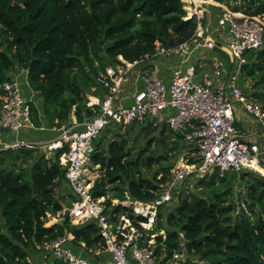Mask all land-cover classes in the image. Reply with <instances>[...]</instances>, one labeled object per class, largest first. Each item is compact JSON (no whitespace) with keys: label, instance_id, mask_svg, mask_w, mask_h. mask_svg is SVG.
<instances>
[{"label":"trees","instance_id":"16d2710c","mask_svg":"<svg viewBox=\"0 0 264 264\" xmlns=\"http://www.w3.org/2000/svg\"><path fill=\"white\" fill-rule=\"evenodd\" d=\"M216 1L248 14L264 11V0H243L245 9L237 0ZM181 6V0H0V107L1 84L19 68L26 70L50 127L70 122L71 114L77 122L93 116L98 107L87 104L88 95L98 96L102 87L96 77L107 65L118 64V56L133 61L152 52L155 41L173 46L191 38L196 20L184 19ZM241 59L243 78L254 81L246 94L264 105V46L245 51ZM29 106L31 123L41 126L36 106ZM136 125L145 135L159 129L166 142L151 135L146 147L132 152L129 134ZM125 127L102 131L91 156L92 163L99 164L92 194L105 196L108 206L124 192L151 200L170 176L174 157L195 151L185 140L189 128L173 132L151 123ZM154 140L162 153L145 154ZM65 149L0 151V264L22 260L39 251L43 242L66 233L73 235L74 245L101 244L93 222L74 225L63 216L56 223L46 219L47 212L55 215L74 200L67 203L60 191L66 180L59 156ZM154 163L158 168L152 170ZM153 230L159 233L155 251L164 255L162 264L182 251L187 256L177 264H264V176L216 168L196 179L191 189L180 191L168 212L159 211Z\"/></svg>","mask_w":264,"mask_h":264},{"label":"built area","instance_id":"2783aa9c","mask_svg":"<svg viewBox=\"0 0 264 264\" xmlns=\"http://www.w3.org/2000/svg\"><path fill=\"white\" fill-rule=\"evenodd\" d=\"M181 2L184 19L196 20L191 38L173 46L155 41L152 52L133 61L118 56V64L107 65L96 77L105 95L102 98L88 95L87 104L96 105L97 113L81 122L74 120L51 126L57 132L52 140L40 143L19 136L23 128L32 124L29 102L12 73L1 84L4 93L0 107V151L22 147L52 150L65 146L59 163L75 198L57 214L47 212L46 219L56 223L63 216L74 225L93 222L102 240L98 247L80 242L74 245L73 235L66 233L38 247L42 254L40 260L28 254L22 260L7 264H54L56 260L63 264H162L164 255L155 251V237L159 233L153 228L159 211L168 212L180 191L192 188L196 179L211 174L216 168L256 171L254 166H258L264 171V105L242 92L235 75L242 54L264 46V11L248 14L216 0ZM211 5L219 7L218 28L227 26L222 45L236 59L234 73L228 74L216 59L211 64H200L192 58L198 46L212 48L216 42L204 24ZM159 57L177 61L167 81L158 74L156 59ZM211 68L214 76L210 74ZM198 75L203 77L198 79ZM214 77L221 80L215 83ZM130 84L132 91L127 90ZM236 104L259 128V137L254 141L241 138L234 124ZM131 123L166 126L173 132L189 128L185 140L194 145L195 151H185L186 159L182 157L170 169L167 181L151 200L135 199L124 192L122 198H111L108 206L105 196L92 194L99 176V164L91 161L94 143L105 129L124 128ZM189 157L197 161L189 163ZM115 207L119 209L115 211ZM160 234L164 237L163 230ZM71 245L78 250L74 251ZM185 254V251L174 253L172 264H177Z\"/></svg>","mask_w":264,"mask_h":264},{"label":"crops","instance_id":"0c3cea01","mask_svg":"<svg viewBox=\"0 0 264 264\" xmlns=\"http://www.w3.org/2000/svg\"><path fill=\"white\" fill-rule=\"evenodd\" d=\"M218 16H219V7H217L216 5L215 6L211 5L208 13L205 16L204 24L207 25L209 32L210 33L212 32L211 36L213 37V39L216 42L212 48L198 46V48H196V50H194L192 52V58H193V60H196V62H198L200 64H205V63L211 64L212 60L216 59L220 64H222V67L226 70V72L228 74H230V73H234L233 70L232 71L227 70L223 66V62H222L223 59L226 57L224 55V53H228L222 45V40L226 36L225 33L227 31L226 30L227 26H224L220 29L218 28V26H217ZM242 61H241V63H242ZM156 62L158 65V74L163 78L164 81H167L169 79L170 69L174 65L177 64L176 59H173V58L164 59V58L159 57L156 59ZM241 63H240V65H241ZM149 72H150V69H149ZM11 73L18 79L24 98L28 102H32L36 106L37 111H38V116L41 120V126L36 127L33 124H31V126L23 128L21 130V132H19V136L25 138L26 140L33 141V142H40V143H44V142H47L49 140H52L53 138L56 137L57 132L50 129V125L48 124L46 117L44 115L42 101H41L40 97L38 96L37 92L32 90L29 87V84L27 82L26 70L17 68L16 70L12 71ZM210 74H212L214 76V74L212 72V68L210 70ZM202 77H203L202 75L197 76L198 79H200ZM219 80H221V77L220 78L214 77L215 83H217ZM238 85L241 86L240 84H238ZM127 88H128L127 89L128 91L133 90V87H131V84L127 85ZM103 93H104V89L102 88L97 93L98 97L100 96V94L103 95ZM90 96H96V95H90ZM234 114L236 115V117L234 115L235 119L237 118V120H236L237 124L241 128L245 125L247 126L246 131L244 130V131H241V133H240L243 139L251 142V141H254L256 138L259 137L258 126L254 122V120L251 118V116L248 115L241 108V106L236 104ZM248 116L250 117V119ZM74 120H75V116L73 114H71L70 122L74 121ZM253 122H254V127L252 124ZM250 125H252V129H251ZM60 191L63 194H64V192H66V195L69 193H72V191H71V189H70V187L66 181L61 183ZM71 247L73 248L74 251L78 250L74 245H71ZM29 256L33 259L40 260L42 257V254L38 251L37 252H29Z\"/></svg>","mask_w":264,"mask_h":264},{"label":"rangeland","instance_id":"374dc122","mask_svg":"<svg viewBox=\"0 0 264 264\" xmlns=\"http://www.w3.org/2000/svg\"><path fill=\"white\" fill-rule=\"evenodd\" d=\"M217 2H219V1H217ZM237 2H241L243 5H242V8L243 9H245L246 8V6H245V1H243V0H237ZM238 5V4H237ZM224 55L226 56L224 59H223V66L227 69V70H229V71H232L233 69H235L236 68V66H237V62H236V59L228 52V53H224ZM242 63H243V61H242ZM242 63H241V65H242ZM241 65L240 66H237V70L235 71V75H236V78H237V82H242L241 83V85L242 86H240L241 88H242V92H244V93H246V91H251V89H252V85L254 84V81L252 80V79H250V78H243V76H242V70L240 69V67H241ZM243 79H244V81H243ZM262 90H264V89H262ZM255 91H260L259 90V88H255ZM235 112V108L233 107V113ZM235 115V114H234ZM235 117H236V115H235ZM249 117V116H248ZM249 119H250V117H249ZM237 118L235 119V122H234V124H235V126L237 127V129H238V131H239V134L241 133V131H246V128H247V126L245 125V126H243L242 128L237 124ZM251 121V120H250ZM253 124V127H254V122L252 123ZM129 126V125H128ZM128 126H126L125 128H127ZM250 127H251V129H252V125H250ZM126 130V129H125ZM128 130V129H127ZM131 131L132 132H130V134H129V136L132 138V140H133V142L132 141H130V146H133L132 148H133V150H132V152H135L136 150H142V148H144V147H146L147 146V144H146V141H147V139L151 136V135H153V136H155V138H159L160 137V135H159V129L158 130H156V131H153V133H151V134H149V135H145V134H143V133H138V126L136 125V126H134V128L133 129H131ZM123 132V130H121V133ZM150 133V132H149ZM240 136H241V134H240ZM134 138V139H133ZM161 139H163L162 137H160ZM241 138H242V136H241ZM166 142V140H164L163 139V143H165ZM42 150H47V148L46 147H42L41 148ZM150 150V151H149ZM149 152H153L152 154H154V156H157L158 154H161L162 153V147L161 146H159L157 143H156V141L154 140V141H152L151 142V145L150 146H148V151H146V153L145 154H148ZM184 153H185V151H182L181 153H179L178 155H176L174 158H175V161H174V158H173V161H174V166L175 165H177V164H179L180 162H181V158L182 157H184L185 159H186V156L184 155ZM177 154V153H176ZM158 168V165L157 164H155L154 163V165L152 166V170H155V169H157ZM257 172V171H256ZM259 175H262V176H264V172H262V171H260L259 170V172H257ZM63 183V182H62ZM61 186V185H60ZM235 190H236V193H237V191L239 190V186L238 185H236V186H234L233 187ZM191 189V188H190ZM64 198H65V201L67 202H69V200L71 199V198H75V195H74V193H69V194H67L66 195V192H64ZM73 200V199H72ZM67 202V203H68ZM237 209H238V206H237ZM50 223V222H49ZM187 256V254H185V256H184V258L183 259H185V257ZM168 264H172V261H170V262H168Z\"/></svg>","mask_w":264,"mask_h":264},{"label":"bare ground","instance_id":"6f19581e","mask_svg":"<svg viewBox=\"0 0 264 264\" xmlns=\"http://www.w3.org/2000/svg\"><path fill=\"white\" fill-rule=\"evenodd\" d=\"M196 1H197V0H196ZM254 167H255V170H256V171L259 172V170H260V171L264 172V171H263L262 169H260L258 166H254Z\"/></svg>","mask_w":264,"mask_h":264},{"label":"water","instance_id":"95a60500","mask_svg":"<svg viewBox=\"0 0 264 264\" xmlns=\"http://www.w3.org/2000/svg\"><path fill=\"white\" fill-rule=\"evenodd\" d=\"M128 145H130V142H129V144Z\"/></svg>","mask_w":264,"mask_h":264}]
</instances>
